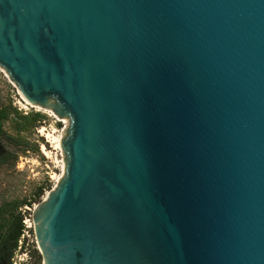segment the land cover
<instances>
[{
	"label": "water",
	"instance_id": "1",
	"mask_svg": "<svg viewBox=\"0 0 264 264\" xmlns=\"http://www.w3.org/2000/svg\"><path fill=\"white\" fill-rule=\"evenodd\" d=\"M0 67L67 118L43 264H264V0H0Z\"/></svg>",
	"mask_w": 264,
	"mask_h": 264
},
{
	"label": "rangeland",
	"instance_id": "2",
	"mask_svg": "<svg viewBox=\"0 0 264 264\" xmlns=\"http://www.w3.org/2000/svg\"><path fill=\"white\" fill-rule=\"evenodd\" d=\"M0 112L5 114L0 134V207L20 211L27 228L12 264H43L32 217L35 206L63 176V150L55 148L46 133L55 129V134H63L67 118L25 104L17 84L1 67Z\"/></svg>",
	"mask_w": 264,
	"mask_h": 264
},
{
	"label": "trees",
	"instance_id": "3",
	"mask_svg": "<svg viewBox=\"0 0 264 264\" xmlns=\"http://www.w3.org/2000/svg\"><path fill=\"white\" fill-rule=\"evenodd\" d=\"M5 114L0 112V134L3 133L1 119ZM1 148V146H0ZM2 154H0L1 158ZM27 230L23 223V214L17 210L0 207V264H12V256L18 246V241Z\"/></svg>",
	"mask_w": 264,
	"mask_h": 264
},
{
	"label": "bare ground",
	"instance_id": "4",
	"mask_svg": "<svg viewBox=\"0 0 264 264\" xmlns=\"http://www.w3.org/2000/svg\"><path fill=\"white\" fill-rule=\"evenodd\" d=\"M22 97H23V100L25 101V104H27V105H32L30 102H28L25 98H24V96L22 95ZM49 110V112L50 113H53L50 109H48ZM54 114V113H53ZM55 130V129H54ZM54 130H52V131H50V132H47L46 133V137L49 139V141L54 145V147L55 148H61V146H60V143H59V140H60V138H61V135L60 134H55V131ZM42 132V131H41ZM65 170V166H63V171ZM60 178V177H59ZM58 178V179H59ZM57 179V180H58Z\"/></svg>",
	"mask_w": 264,
	"mask_h": 264
}]
</instances>
